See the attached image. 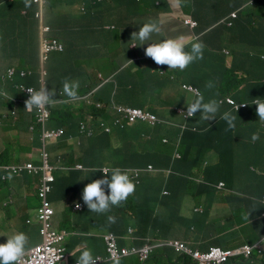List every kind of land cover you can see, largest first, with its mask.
<instances>
[{"label":"trees","instance_id":"obj_1","mask_svg":"<svg viewBox=\"0 0 264 264\" xmlns=\"http://www.w3.org/2000/svg\"><path fill=\"white\" fill-rule=\"evenodd\" d=\"M33 1H29L30 6L28 7H25L24 0L17 5L20 8L25 7V12L28 15H25L26 19L23 20L25 24L21 26V33H19V30L15 31L13 32V37L8 38L9 45H7V48L10 50L14 49L18 42L20 43L24 39V32H27V30L39 34L40 23L36 19L39 9L35 11V20L29 19L31 16L30 12L34 9ZM52 3L48 0L46 2V24L51 26L53 30L52 39L54 37L60 38L67 45V51L63 57L64 60L61 59L63 63L60 72H57V64L61 60L53 59L46 68V87L49 89L52 76L57 77V82L60 84H55L49 89L56 87L57 96L55 98L68 100L66 96L60 94L62 93L63 81L72 79V75H76L81 87L88 83V90L92 94L103 92L108 86L106 85V79L111 76L115 68L114 64L106 63L103 59L110 58L111 55L116 54L118 70L113 77L115 85L109 86V92L112 95H116L114 101H116L117 96H121L120 100L123 103L126 102L129 105H133V108L148 112L156 119L154 124H134L127 126L124 131L114 130L111 135H106L100 127L91 136L86 133L79 136L80 123L85 120V114L83 117L77 114L73 105L57 104L51 108V122L48 128H61L66 132L65 137L54 148L58 151V154L62 153L63 159L68 161L66 162L68 164L67 171L56 172L55 182L51 184V195L58 193L68 196L69 193H74L79 188L77 196L81 197L78 202L82 206V212L74 213V201L65 202L67 206L64 222H62L59 232L64 230L71 236L73 229L70 228L73 226L72 218L75 215L80 214L85 217L87 213L93 217L92 219L97 220L106 216V213L97 214L90 212L82 200V191L85 185L93 180L103 178V174L100 171L95 172L96 169L120 167L121 169H127L132 176H137L141 172L140 184H136L135 193L126 202H123L120 206L112 207L111 211H109L110 214L108 216H114L116 221L119 222L122 219L121 225L118 227L120 233L118 235L122 238L124 233L128 235L129 227L133 231L137 229L138 231L146 230L149 232L156 228L158 229L159 225L156 224L150 215L160 210L165 211L166 216H168L169 212H172L175 222L179 221L181 219V210L183 209L180 206L183 205V202H165L162 209L160 206L161 199H168L176 193L179 194V191L175 192L173 189L177 188L181 183L188 184V192H196L199 177L193 179L188 174L190 173L191 175L192 168L196 166L202 172L205 162H200L201 159L207 158L209 154L213 153L218 158L228 157L229 160H232L235 156L231 151L235 150L241 157H246L245 151L248 150H250L248 154H251L252 151L256 153L253 149L255 143L251 139L252 134L260 129V126L255 124L257 121L254 120L258 118L256 112L252 114L254 110L252 107H247L238 113H234V110L230 112V106L224 103V98L232 97V95L236 96L243 91L250 95L246 97L248 106L251 101L260 97L262 92H264V83H262L264 63L256 58L257 54L264 53V13L262 15L253 14L251 17L253 20L236 21L231 30L219 27L210 33L217 38H226L227 43L233 45V49L230 51L228 49L230 46L227 43L222 46L212 44L210 46L212 54L205 60V63L204 61L193 63L188 69L186 84L199 90L204 95L205 101L216 99L217 101H222V103L216 120L203 121L200 119V114L196 113L186 124L187 132L182 134L178 126L174 125L177 123L169 118L170 114L176 115L178 113L171 103L170 96H168L170 95L169 91L177 89L178 82L174 78L166 77L162 80V83L157 85L158 79L160 81L161 78L171 73L173 69H168L166 65H157L151 58L146 57L144 49L148 46L147 44L139 46L137 41V46L139 47L134 49L131 48V44L114 45V34L106 31L101 33L103 21L99 27L98 22L101 19L98 16H101V12L107 11L106 7L110 5V1L86 0L83 3L84 6L74 11L71 16L57 14L55 10L58 7L57 0H52ZM122 5L124 4H120L118 7ZM109 12L107 11V13ZM260 16H262L260 22H254ZM52 17L53 20H51ZM119 18H135V14L130 7L125 6L122 8ZM251 22H254V25ZM150 42H159L158 36L154 34ZM220 50L230 51L231 57L224 62V58L220 55ZM252 53L255 54L256 59L251 56ZM79 60L84 62V64L76 69L74 64ZM101 61L104 63H98ZM128 61H131L132 64ZM11 62L14 63L15 67L13 68L19 69L14 59ZM107 69L109 71L104 74L103 72H106ZM3 76L4 70L0 67L2 91L7 92V97L9 98H13L15 95L14 98L20 100V103L26 100L27 96L19 92V86L21 84L31 86L30 82L33 80L30 79L37 77V75H33L28 79L29 81L25 80L22 82L17 78L12 83H5L2 79ZM238 77L241 79L238 80ZM147 79L148 81L146 82ZM209 81L214 84L211 89L205 87ZM57 86H61V88L59 89ZM81 87L79 93L85 95L86 93ZM241 87H243L242 90L239 89ZM158 92L159 94L157 95ZM6 102L10 107L13 106L12 104H16L11 101ZM88 111L92 112L90 116L94 117L95 108ZM225 112L237 115L235 125H241L246 129L244 135L236 132V128L228 129L225 125L227 124L226 121L220 118ZM30 117L33 121L31 124L36 127L35 136H37V143H40V127L35 124L34 115H30ZM101 118L105 117L100 113L95 114V120ZM191 129H195V132H191ZM71 136L75 138L73 144L68 142ZM163 140H168L170 145H163ZM177 142L179 145L175 148ZM258 142L262 150H264V141L258 140ZM112 155H115L113 160H111ZM81 156L83 157L80 158ZM235 162L231 163L233 167H235ZM77 163H81L87 173L90 172L89 176L87 174L83 184L81 183V171L75 169ZM7 164L2 158L0 166ZM150 166L153 168L152 172L148 171ZM210 170L211 172L213 171L212 167ZM246 180L252 183H247V186L251 187L250 194L258 199L263 197L264 179L256 182L258 180L257 176L247 174ZM162 181L169 188L163 187ZM225 183L226 187H230L234 180L228 179ZM142 185H144V188L140 187ZM51 195L49 196L50 202L53 199ZM194 198L200 199V197L195 196ZM149 199L152 201L148 203ZM62 202L64 203V200ZM250 205L255 206L256 204ZM131 219H133V222H131ZM174 224L169 227V225L162 223V226L167 230V233H172V229L175 227ZM193 241H196V239L194 238Z\"/></svg>","mask_w":264,"mask_h":264},{"label":"clouds","instance_id":"obj_2","mask_svg":"<svg viewBox=\"0 0 264 264\" xmlns=\"http://www.w3.org/2000/svg\"><path fill=\"white\" fill-rule=\"evenodd\" d=\"M85 1L86 0H80V2L77 4L74 3L73 1H69L68 3L65 4L66 7L64 6L62 15L71 16L74 11L84 6L83 3ZM256 1H260V0H250L249 4L251 5ZM46 2L47 0H44L45 5H43L44 6L43 22L39 20L40 23L39 35L41 38L39 65H41V68L44 71L45 76L42 77L41 74L42 70H40V74L37 75V77L39 76L40 78L39 88H34L32 86H25L24 84H21L19 86V92L21 94H23L21 91L22 88H27L26 91L29 94V98L22 102L23 103L22 105L24 106V110L27 113H29V116L34 115L35 124H37L40 127L39 158L38 161L36 160L28 161V162L20 163L19 165L16 166H20L22 164H26L30 162L39 166L42 160L41 153L43 149H45V152L50 157V164L56 167V172H57L58 167L56 166V164L60 166L62 171H67V167H68L67 166L68 164H66V162L62 158L61 152L58 154L59 156L56 157L55 160L56 164L53 163V160L51 163V155L48 151V147L50 146L54 147L66 135L64 129L48 128V125L51 122V108L55 107L57 104L73 105L75 110L77 111V114H79L82 117L85 114L86 116L85 120L84 121L82 120L83 122L80 123V128L78 132L79 136L84 133H86L88 136H91L93 135V133H96L100 129V127L102 128L103 132L106 135H111L114 130H118V131L126 130L127 126H132L134 124L139 125L141 123H152L150 122V116L152 115L138 108H133V105L119 104L117 101H114L115 95H113L112 97H106L103 101L99 100L96 103L90 102L89 96H91L92 93L89 92L86 95H81V93H79V88H80L79 80L65 79L63 81L62 93L60 95L66 96L68 100L63 98L62 101L60 98L59 99L55 98L57 96V92L55 88L53 87L51 90H49L45 84V78L47 77L46 68L50 60L47 63L43 61L42 40L43 38L52 40L51 36L53 33L51 26L46 24V15H45V11L47 10ZM182 3L183 0H175L176 7L182 6ZM138 4H140L139 1ZM261 4H264V0H262ZM36 5L39 6L38 13H40L41 6L40 4H36ZM28 6H30L29 0H25V7ZM259 10L262 11V13H264V8H261ZM131 11L135 14L136 19L134 18L133 21L131 20V22H129L127 19L120 20L117 22L115 26H113L111 22L108 25L103 24L102 26L103 31H106L105 25L108 27L110 31L109 33L111 34H114L115 32L118 31V29H120L121 31L125 32V41H124L125 44H131V48L133 49L147 44L148 46L144 49V54L146 57L151 58L157 65H166L168 69H173L171 73L161 78L160 81L158 79L157 85L159 83H162L163 82L162 80H164L166 77L174 78V80L178 82V87L176 90L169 91L171 95L170 100L172 97H177L182 94H187L191 96L192 99H194L187 105L185 109L183 107L176 108L178 111L177 115L181 117L182 120L184 121L182 124H174L175 126H178L180 133L183 134L187 132L186 124L190 119L194 117L196 113L200 114V119H202L203 121L216 120V116L222 101H217L216 99H209L205 101L204 95L200 93L199 90H197L193 86H187L186 84L187 71L193 63L195 64L201 61H204L205 63V60L208 57H210V55L212 54L210 51V46L212 44L222 46L224 42H227L226 38H217L215 36H212L210 33L213 30L219 27H224L227 30H231L234 27L235 22L238 20H245V21L253 20L251 17L253 14H256L258 10L255 13L253 11L248 12V14L250 15L248 17H239L235 13L229 14L226 18L206 28L199 27V25L196 22L192 21L190 18L189 19L183 18L181 22L182 28L174 27L166 23H158L155 20H149L148 22L144 23L143 19L145 17L149 18L146 14L134 8H131ZM262 13L260 15H262ZM261 17L262 16L258 17L254 22H260ZM254 22H251V24L254 25ZM98 23L100 27L102 23L100 22ZM42 25H44L47 28H50V32L45 35H42ZM185 29L191 32L189 37L185 36V32L183 31ZM154 34L158 36L159 42H150ZM53 39L59 40L65 46L67 51L66 43H64L60 38L54 37ZM137 41L139 42V46H137L138 43ZM118 43L119 42L116 40V36H115L113 40V44L118 45ZM220 55L224 58V62H225L227 58L231 57V52L226 50H220ZM251 56L255 58L254 53H252ZM256 58L260 62L264 63V53L257 54ZM128 62L132 64L131 61ZM14 70L16 71V76L10 79L9 73L10 71H14ZM23 73H26L27 75L25 77H22ZM33 75L35 74L28 73L24 69L12 68L3 76L2 79L5 83H12L17 78L28 80ZM237 79L239 80L241 78L238 77ZM42 80L44 82V86L41 87ZM106 82H108V80ZM262 83H264V77L262 79ZM205 87L211 89L212 87H214V84L211 81H209L205 85ZM243 87L239 89L242 90ZM0 89L2 91L1 82H0ZM7 95H8L7 92L4 91L0 92V103L3 101H11L17 104L16 100H13L12 97L10 98L7 97ZM234 96L235 95H232V97L224 98V103L230 106V112L234 110V113H238L240 110H243L247 107H252L254 109L252 111V114L256 112L258 116V118L254 119L255 121H257L255 124H258L260 126V129L252 134L251 139L253 142L258 140L263 141L264 140V92H262V95L260 97H257L256 99L251 101L248 106L246 102H236ZM172 105H174V102L172 103ZM46 107H48V110L50 112V118L48 122L43 125L38 122L36 116L38 115L39 110H43ZM93 108H95L94 117L96 113H100L105 118L95 120L93 116H90L92 112L88 110H91ZM128 111H139L144 115H147L148 118L138 119L134 122H131L127 114ZM230 112L223 113L220 118L226 121L228 129H234L236 126L235 121L237 119V115H232ZM13 113L15 115H13ZM17 115H18L17 111L14 110L11 112L10 117L9 115H4V118L6 119L16 118ZM29 131L31 133H35L36 132L35 125L31 124V126L29 127ZM45 131H49V132L62 131L63 135L55 141L43 142L42 139L43 132ZM190 131L195 132V129H191ZM74 141L75 138L71 137L69 138L68 142L73 144ZM162 143L165 146L170 145V142L168 140H163ZM178 145L179 143L177 142L175 144V148ZM203 161L204 159L200 160V162ZM77 166H81L82 169L81 170L77 169L76 168ZM5 167H13V166H5ZM76 167L75 169L81 171V173L86 172L81 163H77ZM97 171H100L103 174V178L93 180L91 183L86 184L82 191L83 203L87 206L90 212H94L97 214H104L111 211L112 207L120 206L123 202H126L127 199L135 193L136 184L137 185L140 184L141 172H139L137 176H132L127 169H121L120 167H114L111 169L104 167L102 169L95 170V172ZM148 171L152 172L153 168L150 166L148 168ZM56 172H55V179H56ZM20 177H23V175H21ZM257 177L261 178L262 180L264 179V176L261 175H258ZM33 178H37L38 180V184H37V190H38L39 182L41 181V176L33 177ZM203 178L204 177H199V181L197 183L198 187H199V183H206L204 181L205 179L202 180ZM243 178L246 179L247 175L244 176ZM248 184H252V183L249 182ZM217 189L221 191H225L226 187H224L223 184H219L217 185ZM106 190H107V194H106ZM248 190L251 192V187L248 186ZM80 198L81 197H79L78 199H76V201H74L73 212L78 213L82 211V206L79 203H77V201ZM238 198H240V202H244L246 205H248L249 208H252L258 214L255 218L249 220V224L254 226L256 232H250V231L241 232L246 228L247 223L234 224L233 226L225 223L215 232H211V233L204 232L203 234L196 233L195 236L193 235L195 239L199 237L204 239L203 242L201 243L200 249H194V247L197 245L196 241H193L194 238H192V241L190 242H186V241L183 242L180 240H171V239L153 240L152 238H147L145 240V245L141 248L121 247L119 243L121 240L120 235L117 236L113 233L103 236L102 240L109 251V246H108V242L106 241V238L109 236H113L115 238L118 253L115 256H112V254L109 252V254L111 255L110 256L111 262H115V263L122 262L127 259H134L136 260V262H138V264H147L152 259V257L157 256L158 250H164V251L169 250L174 253V257L173 258H169L168 256L166 257H168L169 259H176L177 261L175 263H171L167 258L166 264H259L261 258L264 257V195L260 199L254 197L253 195H250L249 198L232 197L226 195L225 197H223V201L224 204H227L228 200L237 202ZM250 204H256V205L251 206ZM39 206H40V197H39ZM75 207L77 209L79 208L80 209L75 210ZM38 209L39 207L37 208V210ZM195 212L202 213V208L196 210ZM229 212L223 217H228ZM107 219L110 224L115 223L116 221V218L114 216H108ZM37 224L39 225L38 219H37ZM27 225L31 226L32 222L28 221ZM133 233H134L133 229L129 227L128 235H132ZM69 237L70 235L68 234L67 238ZM244 238H248L249 240H244ZM80 248L82 249V251L79 258L76 260V264H100L103 261L101 258H95L92 254V250L89 249L86 244H82ZM185 250L187 251V253H185ZM27 251H30L29 237L24 232H13L7 235L5 243H0V264H22V261ZM143 251H148L149 252L148 256L141 255Z\"/></svg>","mask_w":264,"mask_h":264},{"label":"crops","instance_id":"obj_3","mask_svg":"<svg viewBox=\"0 0 264 264\" xmlns=\"http://www.w3.org/2000/svg\"><path fill=\"white\" fill-rule=\"evenodd\" d=\"M25 1V0H24ZM30 1V0H29ZM52 3V0H48ZM73 1L74 3H79L80 0H57L60 3H68ZM110 5L106 7L107 11L101 12V19L99 22L103 24H111L115 26L118 21L126 20L120 19V12L123 7L128 6L141 11L146 14L149 18L145 17L144 22L147 20H155L158 23H166L174 27L182 28L181 22L183 18L191 19L196 22L199 27L206 28L218 21L226 18L229 14H237L239 17L250 16L248 12L253 11L254 13L263 8L264 4H261L262 0L256 1L253 4H249L250 0H183L182 6L176 7L175 0H109ZM138 1L140 4H138ZM23 0H0V67L4 70V75L14 66L11 61L14 59L16 65L19 67L21 62L27 61L29 64L36 63L39 65V52L40 46L37 47L35 52L31 51L26 43L27 36L33 32L27 30L24 32L25 37L18 45L10 50L7 48L4 39L13 37V32L18 31L21 33V26L25 24L23 22L26 19L25 15H28L25 11V7L20 8L17 6ZM124 4L120 7L118 5ZM34 9L31 10V16L29 19L32 21L34 19L35 11L39 9V6L33 1ZM141 5V6H139ZM17 6V7H16ZM66 7V5H64ZM65 10V9H64ZM57 18V16H56ZM134 18H128L127 20L131 22ZM136 19V17H135ZM53 20V17L51 18ZM63 22V21H62ZM19 27H18V26ZM105 25L106 32H110L108 27ZM99 28V27H94ZM103 28L101 29V33ZM185 36L189 37L191 32L188 30H183ZM63 62L57 64V72H60L61 65ZM76 76V75H75ZM22 82L25 81L19 78ZM30 82L31 86L34 88L40 87V78H32ZM29 81V80H28ZM58 78L52 76L50 79V87L53 85H60ZM26 86V85H25ZM59 89L61 86H57ZM81 87V85H80ZM82 88V87H81ZM56 89V87H55ZM80 89V88H79ZM59 91V90H58ZM62 91V90H61ZM247 96H250L243 91L239 92L234 96L236 102H247ZM15 97V95H14ZM12 98L17 101V104H12L13 108L8 106L6 101L0 103V162H7L5 166H16V164L28 162V161H38L39 158V148L40 143H37L36 133H31L29 127L31 126L32 118L24 110V106L20 103V100ZM174 98H171V103L174 102ZM17 111L16 118H4V115L11 116L12 111ZM2 118V119H1ZM29 125V127H28ZM227 126V124H225ZM236 132L241 135L245 134V128L241 125L235 126ZM72 137V136H71ZM254 151H262V147L258 141L254 142ZM238 149V148H237ZM232 150V148H231ZM250 150L245 151L248 155ZM235 158L229 160L228 157H217L213 153L209 154L207 158H204L205 168H202V172L198 177H204L206 183H199V187L196 186V192H188V184L181 183L177 188L173 190L175 192L179 191V194H174L171 198L161 199L160 206L163 209V203H174L179 201V197L183 195L193 196L192 201L183 202L180 208L181 219L175 222V217L172 212H169L166 216V212L163 210L157 211L150 215L159 225V228L153 231L146 230H135L132 235H126L124 233L123 237L120 238L121 247L125 248H141L145 245V240L147 238H152L153 240H180L183 242H190L195 228H200L205 230L207 233L215 232L223 224H229L233 226L234 224H245L249 220L255 218L258 214L249 208L244 202H240V198L236 201L228 200L227 204H224L223 198H220V193L223 192L217 189V185L223 184L226 187V178L228 173H233L235 178L241 177L243 173L238 172L236 167H233L231 163L233 161L240 162V159L244 162V159L236 154L235 151H231ZM253 151L252 155H256ZM62 154V153H61ZM59 155H57L58 157ZM81 156L80 158H82ZM56 157L53 159L55 162ZM65 162L67 160L63 159ZM77 160V159H76ZM209 162H212L210 165ZM213 171L211 172L210 168ZM192 171H198L197 166L193 168ZM89 176L90 172H83L81 176V183H85L86 176ZM7 177L6 181L0 179V243L6 242L7 235L13 232H24L29 237V247L30 250L41 243L42 239L40 236V227L37 224V208L39 207V193L37 190L38 180L27 174L23 177H13L11 173L4 172ZM188 176L191 178L190 173ZM262 180L258 178L257 181ZM256 181V182H257ZM255 182V183H256ZM162 186L169 188L168 185L162 181ZM226 187L225 190H228ZM144 188V185L140 186ZM230 191V190H229ZM79 193V188L75 190L74 193H69L68 196L60 195L54 193L52 196V205L55 209V219L53 221L54 229L61 230V224L64 222V214L66 211V201H76L79 198L77 196ZM195 197H200V205L194 204L196 201ZM65 197V198H63ZM64 200V203L62 202ZM152 200H148V203ZM77 203H79L77 201ZM202 208V213H196V210ZM230 211V212H229ZM82 212V211H81ZM228 217H223L228 214ZM77 213V212H74ZM110 212L106 213L104 218L92 219L93 217L85 214V217L78 214L73 216L72 223L73 229L71 236L67 238L65 242L66 249V259L62 264H76V260L79 258L82 249L80 246L86 244L89 249L92 250V254L95 258H101L103 261L100 264H138L134 259H127L122 262H111L110 254L103 242V236L113 233L120 234L118 227L121 225L122 219L116 221L115 223H109L107 216ZM32 222L31 226L27 225V222ZM133 222V219H131ZM162 223L172 226L174 223V229L172 233H167V230L162 226ZM168 227V228H169ZM135 228V227H134ZM203 238H196V246L194 249H200ZM244 240H249L244 238ZM29 251L26 252V255ZM25 255V256H26ZM173 258L174 253L172 251L158 250L157 256L152 257V259L147 264H166L167 258ZM171 263H175L176 259H169ZM259 264H264V257L261 258Z\"/></svg>","mask_w":264,"mask_h":264},{"label":"built area","instance_id":"obj_4","mask_svg":"<svg viewBox=\"0 0 264 264\" xmlns=\"http://www.w3.org/2000/svg\"><path fill=\"white\" fill-rule=\"evenodd\" d=\"M36 4H40L41 11L37 14V19L43 22V8L45 5L44 0H36ZM50 32V28L42 25V35H45ZM65 46L56 39L48 40L43 38L42 40V52H43V61L47 63L50 60V56L55 53H65ZM42 77L45 76L44 71L42 70ZM27 74L23 73L22 77H25ZM16 76V71H10L9 78L12 79ZM44 86L43 80L41 81V87ZM27 88H22L21 91L23 94L29 98V94L26 91ZM0 92L1 89H0ZM34 110V109H33ZM32 112V111H31ZM128 117L131 122H134L138 119H147L148 116L144 115L139 111H128ZM13 115H15L13 113ZM37 120L41 124L48 122L50 118V112L48 107L43 110L38 111L36 116ZM156 121L155 117L150 116V122L154 123ZM63 135L62 131H45L43 132V142L46 141H55ZM41 164L39 166L34 163H26L20 166L13 167H0V179L6 181L7 177L4 175V172L11 173L13 177H20L21 175L27 174L32 177H40L41 181L39 182V197H40V206L37 210V219L40 225V236L41 243L32 248L28 254L24 257L22 264H62L66 259V249L64 243L67 240L68 233L66 231H56L53 225V219L55 216V211L53 209L52 203L49 201V196L51 195L52 187L51 184L55 181V172L56 167L50 164V157L43 149L41 153ZM77 169L81 170V166H77ZM80 209V208H79ZM75 207V210H79ZM109 246V252L112 256H115L118 253L116 240L113 236L106 238ZM185 253L187 251L185 250ZM148 251H143L141 255L148 256Z\"/></svg>","mask_w":264,"mask_h":264},{"label":"rangeland","instance_id":"obj_5","mask_svg":"<svg viewBox=\"0 0 264 264\" xmlns=\"http://www.w3.org/2000/svg\"><path fill=\"white\" fill-rule=\"evenodd\" d=\"M64 5H65V3H58L57 2V6L58 7L55 8L57 14L59 13V15H62ZM261 13H262V11H260V10H258L256 12L257 15H260ZM45 15H47V10L45 11ZM59 15H57V16H59ZM148 21L149 20L145 21L144 23H146ZM114 35L116 36V39L119 42L118 45L119 46L124 45L125 32H123L120 29H118V31L115 32ZM4 41H5L4 45H9V39L8 38H5ZM26 43L28 44V47L31 48V51L35 52L37 47L40 46V43H41L40 35L37 32H31L26 38ZM224 43H227V42H224ZM227 44L230 46L228 49H230V51H232L233 45H231L229 43H227ZM64 55L65 54H58V53H55V54L51 55V58H50L49 63L47 64V67H48V65L50 64V62L53 59H57V60H61L62 59V60H64V58H63ZM116 57H117V55L113 54V55H111L110 58L103 59L106 63L114 64L115 68H114L111 76H109V78L106 79V80H108V82L106 83V85L108 84L106 89L103 92L99 93V94H92L91 96H89V101L90 102L96 103L99 100L103 101L106 97H112L113 96L111 94V92H109V86L115 85V79L113 77L115 76V74H116V72L118 70L117 65H116L118 63V61H117ZM62 60H61V62H62ZM98 63H104V62L101 61V62H98ZM83 64H84V62L79 60V61L75 62L74 67L77 69L80 66H82ZM18 68L19 69H24L28 73L35 74V75H39L40 74V70H42L41 65H38L36 63L29 64V62H27V61L21 62L20 66ZM108 71H109V69H107V71L103 72V73L106 74ZM148 79H149V77H148ZM148 79L146 80V82L148 81ZM69 80H78V79L76 78L75 75H72V79H69ZM87 87H88V83H85L84 85H82V88H81V89H83L84 93H86V94L89 93V90H88ZM158 94H159V92L157 93V95ZM168 96H171V95H168ZM120 98H121V96H117V99H116V101L119 104L129 105L126 102L123 103V101H121ZM191 101H192V97L191 96H189L187 94H182V95L177 96V97L174 98L173 107H175V108H177V107L186 108L187 105ZM169 118L173 122H175L177 124H182L184 122L182 120V118L179 117L177 114L176 115H171L170 114ZM48 151H49V153L51 155V163H52V160L55 157H57L58 151L55 150V148L52 147V146L48 147ZM236 154L239 155L238 152H236ZM114 158H115V155H112L111 156V160H113ZM242 158L244 159V162L241 159H240V162H237V160H236L235 167L237 168L236 170L238 172H240V173H243V175L241 177L235 178L233 173H228L227 174V178H226V182L228 181V179H233L234 183H233V186L231 188H227L228 190H225V191L220 193V198H223L226 195L232 196V197H248L249 198L250 195H251L250 191L248 190V186H247V183H249V182H247V180L245 178H243V177L246 176L247 174L252 175V176H258V175L264 176V150H262L260 152H257L256 155L248 154V155H246V157H242ZM209 164L211 165L212 162H209ZM56 166L58 167V171H62L59 165L56 164ZM200 174H201V172L199 170L198 171H192L191 172V178L195 179ZM231 185H232V183H231ZM229 190L231 192H229ZM192 198H193V196H182V197L179 198V201L186 203V202L192 201ZM195 201L196 202L194 204L199 206L200 205V201L198 199H195ZM53 208H54V205H53ZM0 223L2 224L1 226L3 227V222H0ZM245 231L256 232V229L254 228L253 225H250L249 221H248L247 224H246V228L244 230H242L241 232H245ZM204 232L205 231L203 229L195 228L194 232H192L191 235H195L196 233H200V234L202 233L203 234ZM240 245H242V244H240Z\"/></svg>","mask_w":264,"mask_h":264}]
</instances>
